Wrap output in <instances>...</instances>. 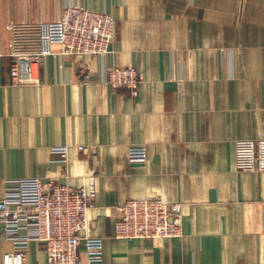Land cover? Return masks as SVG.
<instances>
[{
	"label": "crops",
	"instance_id": "1",
	"mask_svg": "<svg viewBox=\"0 0 264 264\" xmlns=\"http://www.w3.org/2000/svg\"><path fill=\"white\" fill-rule=\"evenodd\" d=\"M71 5L116 18L114 53L48 54L40 83L10 84L11 55ZM111 66L141 73L137 97L106 82ZM263 138L264 0H0V199L11 178L94 182L82 234L103 239L102 264H264V171L235 166L236 141ZM153 196L182 204V235L116 238L118 206ZM3 229L0 264L18 250ZM25 254L47 260L35 241Z\"/></svg>",
	"mask_w": 264,
	"mask_h": 264
},
{
	"label": "built area",
	"instance_id": "2",
	"mask_svg": "<svg viewBox=\"0 0 264 264\" xmlns=\"http://www.w3.org/2000/svg\"><path fill=\"white\" fill-rule=\"evenodd\" d=\"M40 29L38 49L11 55L10 84L40 83L37 68L48 54L89 57L114 53L117 20L108 12L71 5L57 21L41 22ZM54 45L60 47L59 52L53 50ZM106 82L115 90H128L137 97L143 77L132 66H111ZM80 150L87 148L80 146ZM55 152L65 154L67 148H55ZM128 156L132 162H146L148 147L132 146ZM235 166L241 172L264 171V138L237 140ZM5 182L0 222L3 234L18 250L6 253L4 264H25V249L32 241L44 248V264H102L103 239L82 234L89 227L88 212L95 206L94 182L88 187L40 177L11 178ZM117 212L114 236L118 239L170 238L183 233L180 203H166L156 196L141 197L127 200Z\"/></svg>",
	"mask_w": 264,
	"mask_h": 264
}]
</instances>
